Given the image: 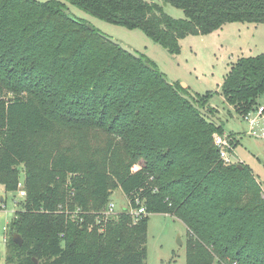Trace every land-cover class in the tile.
Masks as SVG:
<instances>
[{
	"label": "trees",
	"instance_id": "16d2710c",
	"mask_svg": "<svg viewBox=\"0 0 264 264\" xmlns=\"http://www.w3.org/2000/svg\"><path fill=\"white\" fill-rule=\"evenodd\" d=\"M64 1L139 28L171 53L180 39L225 23H264V0H0V183L16 190L22 171L25 192L7 262L146 264L149 215L163 213L186 226L185 264H264V186L246 164H225L213 143L234 133ZM194 94L200 108L219 111L211 92ZM219 94L236 121L255 108L264 52L237 58ZM114 188L127 207L107 214ZM139 203L146 212L134 218Z\"/></svg>",
	"mask_w": 264,
	"mask_h": 264
},
{
	"label": "rangeland",
	"instance_id": "374dc122",
	"mask_svg": "<svg viewBox=\"0 0 264 264\" xmlns=\"http://www.w3.org/2000/svg\"><path fill=\"white\" fill-rule=\"evenodd\" d=\"M147 1L156 2V0ZM64 3L67 12L73 17L86 21L103 36L112 38L151 59L169 81L180 85L183 83L192 92L200 95L211 92V100L214 101L212 104H216L215 101L219 103L217 105L219 114L217 115L223 122L224 131L234 133L237 137L238 142L230 153L231 161L242 159L249 163L254 161L253 158L256 159L254 151L247 144L244 122L242 120L237 122L233 112H231V116L227 115L225 105L220 101L219 86L225 71L234 61L236 55L247 56L250 55L249 53L256 55L264 52V39L256 36L252 39L251 35V30L253 33L255 26L259 23H225L222 29L205 35H188L179 40L180 51L171 53L147 37L139 28L118 25L95 17L73 4L65 1ZM162 7L164 12L173 18H183L184 16L181 9L168 3H164ZM234 27L243 28V33L239 39L242 50L233 52L232 47L235 46L236 41ZM254 32L260 33L261 31ZM42 141L46 144L53 140L50 136H45V141ZM235 141L236 138L233 141V146ZM257 174L264 186V172L261 174L257 172ZM22 175L21 171L17 189L14 191L5 190L4 185L0 183V196L4 197V202L0 201V264H14V262H7L6 255L10 237L9 223L15 211L23 207L25 195L19 194L20 190H24ZM110 201L114 204L115 213L122 211L127 206L125 195L119 188L111 190ZM185 240L186 226L177 217L163 213L150 214L147 222L146 264H185Z\"/></svg>",
	"mask_w": 264,
	"mask_h": 264
},
{
	"label": "built area",
	"instance_id": "2783aa9c",
	"mask_svg": "<svg viewBox=\"0 0 264 264\" xmlns=\"http://www.w3.org/2000/svg\"><path fill=\"white\" fill-rule=\"evenodd\" d=\"M241 120L245 124V135L255 139H260L264 141V105L257 104L255 108L248 111L241 117ZM234 136L230 134H214L213 143L218 151L219 158L225 164H231L230 153L233 149ZM20 195H25L24 190L19 191ZM137 202V201H136ZM127 207V206H126ZM79 208H76L75 213L79 214ZM145 208L142 203H139V206L133 210H130V214L135 218L140 214H144ZM105 213L112 214L114 212L113 202H109ZM75 215V214H74Z\"/></svg>",
	"mask_w": 264,
	"mask_h": 264
},
{
	"label": "crops",
	"instance_id": "0c3cea01",
	"mask_svg": "<svg viewBox=\"0 0 264 264\" xmlns=\"http://www.w3.org/2000/svg\"><path fill=\"white\" fill-rule=\"evenodd\" d=\"M224 25V24H223ZM221 26L220 28L222 29L224 26ZM259 25H264V23H259V24H257V26H255V28H254V31H258V30H260L261 32L260 33H255L254 31H253V33H252V30H251V35L253 36L252 37V39L256 36V37H259V38H263L264 39V26H260L259 27ZM219 28V29H220ZM236 27H234V33L236 34V41H235V46H233L232 47V49H233V52L234 51H241L242 50V46L240 45V43H239V39H240V36H241V34L243 33V31H242V29H239V28H236ZM246 29H248V28H246ZM256 45V44H255ZM245 50H246V48H245ZM263 52V51H262ZM261 53V52H260ZM232 54V53H231ZM250 55H247V56H251V55H253V54H251V53H249ZM258 54V53H257ZM232 56V55H231ZM242 56H244V55H242ZM246 56V55H245ZM239 57H241V56H238V55H236V57H235V59H234V61H232V63L233 62H235L236 60H237V58H239ZM231 63V64H232ZM231 64H230V66H231ZM230 66L228 67V69L225 71V73L229 70V68H230ZM225 75V74H224ZM223 75V76H224ZM223 79V78H222ZM188 88V87H187ZM189 89V88H188ZM190 91H192L191 89H189ZM194 93V92H193ZM210 101H212L211 99H210ZM212 102H214V101H212ZM215 103L216 104H219L218 102H216L215 101ZM257 103L258 104H262V105H264V94L263 95H261V96H259V98L257 99ZM214 105V104H213ZM220 106V105H219ZM216 114H219L218 112H216ZM237 122H240L239 120H237ZM234 138H236V143H235V145L233 146V148L236 146V144H237V137L235 136V134H234ZM247 144L250 146V148L254 151V153H255V157H256V159L255 158H253V162L252 161H248L249 163H246V161L245 160H242V159H238L237 161H232L233 163H236V162H239V163H243V164H246L249 168H250V170L252 171V173L257 177V179L259 180V176H258V174H257V172H259L260 174L261 173H263L264 172V141H262V140H260V139H255V138H248V136H247ZM233 150V149H232ZM260 181V180H259ZM261 182V181H260ZM263 183V182H262Z\"/></svg>",
	"mask_w": 264,
	"mask_h": 264
},
{
	"label": "water",
	"instance_id": "95a60500",
	"mask_svg": "<svg viewBox=\"0 0 264 264\" xmlns=\"http://www.w3.org/2000/svg\"><path fill=\"white\" fill-rule=\"evenodd\" d=\"M90 26V25H89ZM105 37V36H104ZM107 40H109L110 42L118 45L121 49H123L124 51H126L127 53L133 55L134 57H138L139 54L138 52H136L135 50L129 48L128 46L112 39V38H108V37H105ZM181 86L183 88H186L188 90V95H183L184 97H186L189 101L190 104H192L194 106L195 109H197L202 115H204L205 117L209 118L211 121H213L216 125H220V121H219V118H218V115L217 114H211L209 112H207L205 109L203 108H200L195 102H194V98H195V94L190 91L187 86L185 84H181ZM190 95V97H189ZM238 167H241L240 164H238ZM4 197L1 195L0 196V201L1 202H4ZM12 239L15 243L17 244H21L22 243V238L20 237V235L18 233H13L12 234Z\"/></svg>",
	"mask_w": 264,
	"mask_h": 264
}]
</instances>
